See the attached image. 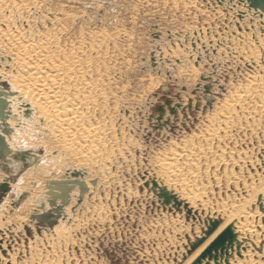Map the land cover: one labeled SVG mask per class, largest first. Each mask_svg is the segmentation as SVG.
I'll list each match as a JSON object with an SVG mask.
<instances>
[{
    "label": "rangeland",
    "instance_id": "1",
    "mask_svg": "<svg viewBox=\"0 0 264 264\" xmlns=\"http://www.w3.org/2000/svg\"><path fill=\"white\" fill-rule=\"evenodd\" d=\"M251 12L237 0H0V76L18 92L22 147L43 150L14 180L0 168V264H264V18ZM37 58L61 66L45 81L76 103L72 119L29 96ZM69 168L87 171L84 199L76 186L66 218L39 232L33 210ZM246 213L261 239L237 226Z\"/></svg>",
    "mask_w": 264,
    "mask_h": 264
},
{
    "label": "water",
    "instance_id": "2",
    "mask_svg": "<svg viewBox=\"0 0 264 264\" xmlns=\"http://www.w3.org/2000/svg\"><path fill=\"white\" fill-rule=\"evenodd\" d=\"M223 3L224 0H219ZM233 0H227V3H232ZM237 2L244 3L249 11H252L253 16H260L264 18V0H237ZM241 12V11H240ZM238 17L242 18L241 13ZM13 94L9 83L3 81L0 82V168L6 170L8 173L13 171L16 175L12 177L16 178L21 172L25 171L32 163L37 162V156L28 149H11L9 141L14 135L15 129L9 124V119H16V115L10 111L9 96ZM172 113L175 109L170 107ZM164 115V110H161L159 119ZM40 149L37 150V153ZM87 171L80 168H69L66 170L63 177L55 178L49 181L47 190L45 191L47 202L41 199L39 204L31 215L32 221L35 222L39 232L41 229H53L60 219H65L67 212L65 208L70 204V194L74 191L76 186L79 188V194L77 195V203H81L84 199L85 192L88 189V185L85 182V175ZM96 184L94 180L91 181ZM11 187L7 181L0 183V198L10 191ZM26 192L21 193L17 200L14 201L15 205H19L26 197ZM160 195L164 197L165 201L169 199V195L164 189L160 192ZM48 203V206H47ZM75 207L72 208L74 210Z\"/></svg>",
    "mask_w": 264,
    "mask_h": 264
},
{
    "label": "bare ground",
    "instance_id": "3",
    "mask_svg": "<svg viewBox=\"0 0 264 264\" xmlns=\"http://www.w3.org/2000/svg\"><path fill=\"white\" fill-rule=\"evenodd\" d=\"M25 49V52H26V55L27 57L29 56V50L27 47H24ZM41 50V49H39ZM31 54V53H30ZM39 54H37V57H38ZM28 66L31 67V69H34L36 73H38V81H39V84H38V87L34 88L31 93L29 94V96H32V97H35L36 98H40V108L42 109L44 107L45 104H48V105H51V108L56 110V108H58L59 110H62L63 112V115L62 117H64L63 119H61V122L62 121H68L69 119H72L73 116H75L78 112H77V109H76V103H71V104H65L64 101H63V95L61 92L59 91H56L54 90L53 88L52 89H49L47 84H46V77H52V80H55V77H56V80L57 78L59 77V73L62 72V68L61 66L58 64V66L56 64H52L51 65H48L47 63H42L41 60H39L37 58V61L33 60L31 61L29 59L28 61ZM7 82L10 84V82H8L7 80H2L1 79V76H0V82ZM11 86V90L13 92V94H11L9 96V104H10V111H12L13 114L16 115V119L14 120H10L9 119V124L14 127L15 129V132H14V135L12 136V138L9 141V145L11 147V149H24L22 146L23 144H26V141L24 142V139L18 135V131L19 129H21L20 131V134H22V136L24 134H28L29 132V128L28 126H26L25 124L23 125L22 124V121L20 120V118L18 117V114L16 112H14L12 110V107L14 106V103H13V99L14 97L17 96L18 92L16 90L13 89L12 85L10 84ZM242 98L241 95H232L229 99V102L228 104L230 106H232V108L235 110L237 105H236V102H238L240 99ZM25 109H24V112H23V117H26V118H30L31 116V111L29 109V105L28 103H25L24 105ZM79 114H81V111H79ZM68 116V117H67ZM213 137H215V135L211 134ZM209 134V136H211ZM211 136V137H212ZM29 142V140L27 141ZM27 145H29L27 143ZM32 146V145H31ZM26 147V146H25ZM28 147V146H27ZM35 148V146H34ZM25 149H28L30 151L33 152V154H35L37 157L43 153V150L41 147L37 148V149H33V148H25ZM24 149V150H25ZM40 149V152L37 153V150ZM38 154V155H37ZM179 155L176 154V153H173V159L174 160H177L179 157ZM173 160V161H174ZM170 162V161H169ZM168 162V163H169ZM165 164H167L166 162H164ZM172 163V162H171ZM174 163V162H173ZM35 164V163H34ZM168 165V164H167ZM176 165V164H175ZM26 170V169H25ZM173 170V168H172ZM171 171V170H170ZM25 172V171H24ZM172 172V171H171ZM12 173V176H11V179L13 176L16 175V172H11ZM10 174V173H9ZM15 174V175H14ZM22 173H20L21 175ZM19 175V176H20ZM173 175H174V172H173ZM18 177V176H17ZM16 177V178H17ZM58 178V177H57ZM56 178V179H57ZM15 178H13L12 180H14ZM75 190V189H74ZM189 192V191H188ZM27 193V192H26ZM74 193V191L70 194V197H71V202H72V194ZM74 195V194H73ZM78 195V194H77ZM76 195V196H77ZM197 194L192 192L190 193V195L187 197L188 199H191L192 197L196 196ZM187 196V195H186ZM41 198V197H40ZM39 198V199H40ZM38 199V200H39ZM24 200V199H23ZM70 202V204H71ZM14 204V203H13ZM70 204L65 208V211H67V208L70 206ZM15 205V204H14ZM17 206V205H16ZM72 207V206H71ZM36 208V207H35ZM34 208V210H35ZM33 210V211H34ZM241 221L237 224V226L239 228H241V230L248 236L252 237V239H261L262 238V231H263V226L261 225H257L254 223L253 221V215L250 214V213H246L243 217H241ZM57 225V224H56ZM59 225V224H58ZM25 228H26V231L29 233L31 232L30 231V228L28 225H25ZM56 226H54L53 229H55ZM226 237V232L221 234L219 236V239L218 241L215 243V244H218V242H221L222 240H224Z\"/></svg>",
    "mask_w": 264,
    "mask_h": 264
}]
</instances>
